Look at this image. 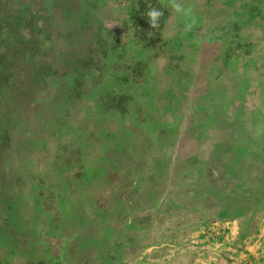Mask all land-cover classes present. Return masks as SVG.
<instances>
[{
	"label": "crops",
	"instance_id": "obj_1",
	"mask_svg": "<svg viewBox=\"0 0 264 264\" xmlns=\"http://www.w3.org/2000/svg\"><path fill=\"white\" fill-rule=\"evenodd\" d=\"M123 2L0 0V256L17 245L16 264H192L182 227L264 190L241 70L206 51L229 29L260 39L261 20L179 0L191 31L163 5L144 31Z\"/></svg>",
	"mask_w": 264,
	"mask_h": 264
},
{
	"label": "rangeland",
	"instance_id": "obj_2",
	"mask_svg": "<svg viewBox=\"0 0 264 264\" xmlns=\"http://www.w3.org/2000/svg\"><path fill=\"white\" fill-rule=\"evenodd\" d=\"M244 1L243 7L246 13L243 15L242 22L248 26L254 22V18L260 19L262 23V28L259 29L261 38L256 40L249 36L252 30H247V35L246 33L243 35L242 30L239 32L237 29H229L226 30L229 40L226 44H208L207 50H204L208 54L209 52L218 53L220 50L225 55L229 54L228 62L223 61L222 55H220L215 67L219 68L222 64H227V67L233 71L241 70L242 76L239 80L235 78L234 80L245 86L247 92H236L233 98L246 102L247 111L245 112L247 115L251 113L250 115L255 117L252 122L256 123L245 127L260 133L264 140V0H261L260 6L256 0L255 12H253V2L251 0ZM126 3L133 7L123 14L127 22L133 21L135 27L143 28L144 31H152L149 30L148 20L144 16L149 5H163L161 0H127V2H123V4ZM222 4L223 6L227 5L224 2ZM237 54L241 60H238ZM240 107L237 105V108L231 111L232 114H237ZM261 152L262 155L258 159H260L261 165H264V150ZM257 163L258 161L252 165L258 167ZM223 202L222 213L215 216H205L199 213L196 223L192 222L190 225L182 227L184 236L180 239L183 250L177 254V257L181 261L187 260L192 264H264V190H262L261 196L248 206L236 208L233 203L226 202V199ZM151 231L152 229L149 232L152 233ZM162 242L167 241L163 240ZM16 253L17 245L11 247L10 252H7L8 256L4 257V251H2L0 264H16L12 259ZM165 255V252L157 254L162 257ZM18 264H25V261Z\"/></svg>",
	"mask_w": 264,
	"mask_h": 264
},
{
	"label": "clouds",
	"instance_id": "obj_3",
	"mask_svg": "<svg viewBox=\"0 0 264 264\" xmlns=\"http://www.w3.org/2000/svg\"><path fill=\"white\" fill-rule=\"evenodd\" d=\"M164 7L169 8L173 13L180 14L185 18V26L183 31L189 32L195 27V16L191 7H185L179 0H161ZM148 18V23L152 29L159 27V22L161 17H163V8H157L152 5L148 6V11L146 13Z\"/></svg>",
	"mask_w": 264,
	"mask_h": 264
}]
</instances>
